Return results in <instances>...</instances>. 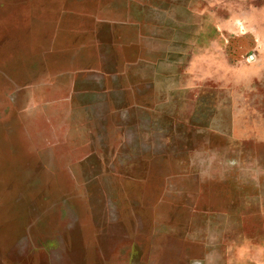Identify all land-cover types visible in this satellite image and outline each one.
Returning <instances> with one entry per match:
<instances>
[{
	"label": "rangeland",
	"instance_id": "1",
	"mask_svg": "<svg viewBox=\"0 0 264 264\" xmlns=\"http://www.w3.org/2000/svg\"><path fill=\"white\" fill-rule=\"evenodd\" d=\"M0 264H264V0H0Z\"/></svg>",
	"mask_w": 264,
	"mask_h": 264
}]
</instances>
